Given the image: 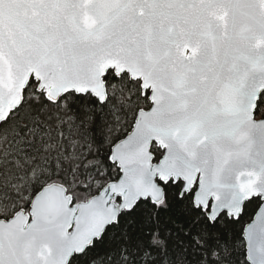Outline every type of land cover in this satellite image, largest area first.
<instances>
[{
    "label": "snow or ice",
    "instance_id": "snow-or-ice-1",
    "mask_svg": "<svg viewBox=\"0 0 264 264\" xmlns=\"http://www.w3.org/2000/svg\"><path fill=\"white\" fill-rule=\"evenodd\" d=\"M0 264H264V0H0Z\"/></svg>",
    "mask_w": 264,
    "mask_h": 264
}]
</instances>
